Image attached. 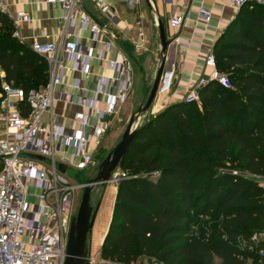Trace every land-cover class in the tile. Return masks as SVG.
Instances as JSON below:
<instances>
[{"label": "trees", "instance_id": "trees-1", "mask_svg": "<svg viewBox=\"0 0 264 264\" xmlns=\"http://www.w3.org/2000/svg\"><path fill=\"white\" fill-rule=\"evenodd\" d=\"M0 12L3 82L26 91L49 82L45 57L14 36ZM217 67L196 101H176L136 130L103 257L122 264H259L264 230V6L249 4L216 42ZM239 171L234 174L233 171Z\"/></svg>", "mask_w": 264, "mask_h": 264}, {"label": "built area", "instance_id": "built-area-1", "mask_svg": "<svg viewBox=\"0 0 264 264\" xmlns=\"http://www.w3.org/2000/svg\"><path fill=\"white\" fill-rule=\"evenodd\" d=\"M93 1L110 20L117 21L106 0ZM142 1L128 0L129 9L137 13ZM215 1L237 9L249 4L264 6V0ZM47 2L61 6L69 27L68 38L64 36L58 42L35 40L31 45L48 62V84L26 91L5 81L0 93V264H65L71 224L76 217L75 191L84 187L70 182L66 171L70 167L84 170L90 165L130 91L131 60L113 42L102 39L104 28L80 6L79 0ZM165 2L171 6L170 26L180 31L185 12L176 0ZM0 12L13 20L14 36L21 40L19 27L33 20L31 14L25 10L13 12L3 0ZM199 14L208 22L212 10L201 8ZM78 23L90 31L91 45L79 42ZM139 37L141 43L134 41L142 46L144 33L140 32ZM108 52L112 53L110 57ZM94 59L106 63L112 74L97 73L92 66ZM205 63L212 70L208 76L199 77L196 90L188 91L189 102L199 101V88L210 81L232 87L228 73L217 67L214 50L205 57ZM68 72L76 75L72 83L67 81ZM91 76L96 78L93 89L83 84V79ZM55 101L76 102L79 109L66 117L56 109ZM125 176L122 173L121 178ZM32 188L38 192L33 194ZM32 196L36 202L29 200ZM254 239L263 243L259 264H264V230ZM89 262L122 264L103 257L101 252L89 253ZM151 262L160 264L155 259Z\"/></svg>", "mask_w": 264, "mask_h": 264}, {"label": "crops", "instance_id": "crops-1", "mask_svg": "<svg viewBox=\"0 0 264 264\" xmlns=\"http://www.w3.org/2000/svg\"><path fill=\"white\" fill-rule=\"evenodd\" d=\"M8 9L16 12L19 10H25L29 12L33 20L29 23H22L20 25L21 40L23 43L31 46L35 40L40 41H60L64 36L68 38L66 32L69 30L67 21L64 17V11L58 3L50 4L47 0H3ZM151 4L146 0H143L138 6V12L131 11L128 7V0H106L110 7V12L117 17V21H112L102 11V9L93 0H79L80 6L87 11L93 19L98 21L101 27L104 28V33L101 36L104 41L113 42L117 48L129 57L130 53L140 52L150 41L153 43H159V51L161 52V42L159 36V24L158 20L161 19L170 41L168 51L163 60H165V71L162 77L161 83L164 81V86L159 87L158 93L153 101L154 111L156 114L162 109L167 107L168 103H174L185 99L186 94L189 90L197 87V81L201 76H208L211 72V68L206 65L205 57L214 50L215 45L219 37L223 34L232 22L237 17L240 9L234 8L231 5L225 3H219L215 0H176L181 9L185 12L186 19L183 23L180 31H176L170 26V11L171 6L165 2V0H150ZM143 2H146L150 13L155 20L156 29L153 27V22L150 24V31L148 34L151 35L149 41L148 35L144 29L139 26L138 13L141 11ZM201 8H207L212 10L211 20L205 22L199 14ZM148 13L145 12L147 17ZM144 16V15H143ZM81 31V37L78 38L82 45H91L90 37L91 33L88 29L82 28L81 24L78 23L76 27V33ZM144 33V43L142 46H137L134 40L141 43L142 39L139 37V33ZM66 34V35H65ZM157 35V39H156ZM153 37V39H152ZM73 38V36H72ZM77 39V37H75ZM178 39V41H176ZM157 40V41H156ZM150 50V48H149ZM156 45L152 49L153 58L150 61V57L145 60L144 66H142V75L145 80V84L148 83L152 77H154V60L156 61ZM111 52L107 53V56H111ZM162 60V62H163ZM160 59L158 60V64ZM161 62V63H162ZM93 69L97 73H103L105 75L112 74L106 63L101 62L97 59L92 61ZM133 70V65H132ZM132 74V71H131ZM153 75V76H152ZM76 75L73 72L67 73V81L72 83ZM130 91L128 94L127 101L124 103L118 117L115 120L114 125L118 123L119 117L122 110L126 108L128 110L131 106L130 96L132 90V77L130 75ZM83 84L90 89L95 88L96 78L89 77L83 79ZM200 89V88H199ZM71 93L77 96V92L74 89L70 90ZM94 94L91 92V96ZM161 98V101L158 100ZM76 100V98H75ZM158 100V103H156ZM77 101V100H76ZM156 103V104H155ZM142 104V102H141ZM140 104V108H141ZM155 104V105H154ZM55 107L64 116H71L75 111L79 109L78 103L67 104L61 101H55ZM130 111V110H129ZM134 110L130 112L134 113ZM151 118L152 115H149ZM147 118V119H149ZM146 119V120H147ZM145 120V121H146ZM2 126L0 125V130ZM107 135V134H106ZM106 137V136H105ZM104 137V138H105ZM109 186V197L111 208L109 215L106 220L102 219L104 215V196L99 201L97 207L99 210L94 225L99 220L103 229L101 231L102 239L99 241V249L96 252H101L102 243L104 237L108 231L111 223L113 207L116 199L117 184L107 183ZM96 207V208H97ZM95 208V209H96ZM76 214V213H75ZM77 216V215H76ZM89 251V253H96Z\"/></svg>", "mask_w": 264, "mask_h": 264}, {"label": "rangeland", "instance_id": "rangeland-1", "mask_svg": "<svg viewBox=\"0 0 264 264\" xmlns=\"http://www.w3.org/2000/svg\"><path fill=\"white\" fill-rule=\"evenodd\" d=\"M141 11L140 13H138V19H139V26L140 28L144 29V31L146 32V34L148 35V39L150 41L151 39V35L148 34L150 29L146 28L150 27V24L153 22V27L154 29H156L155 26V20L152 16V14L149 12L150 9L147 5L146 2H143L142 6H141ZM145 12H147L148 16H145ZM144 15V16H143ZM153 39V37H152ZM156 39H157V35H156ZM157 41V40H156ZM156 45L157 47V52H156V61L154 60L152 63H154V77H152V79H150L148 81V83L145 84V80L144 77L142 75V66H144L145 64V60H147L149 57L150 61L152 60L151 58H153V54H152V49L154 48V46ZM161 47V46H160ZM150 48V50H149ZM159 49V43L158 41L153 43V40L150 41V44L147 45L144 49H142V51L140 52H135V53H130V60L132 62L133 65V70H132V90H131V96H130V103L131 106L128 110H126V108H124L122 110V113L119 117V121H117L118 123L115 125H113V127L108 131L106 137L102 140V144L99 148V150L96 152V154L93 157L92 162L90 163V165L84 169V170H78L75 168H68V170L66 171V176L68 177V180L70 182L73 183H82V182H87V181H91L97 178V176L100 173V166L102 164V162L106 159V157L114 150V148L116 147V145H118L120 143V141L122 140V137L129 125V123L131 122V120L133 119V127L134 128H138L142 123H144V121L149 118L150 114L152 116L156 115V110L154 111L153 106H151L147 111L142 112L141 115H138L139 110H140V104L141 107L145 106L149 94L151 92V89L153 87L158 69L161 66V62L163 60V55L162 53H160ZM160 59V62L158 64V60ZM148 61V60H147ZM153 76V75H152ZM164 86V81L161 83V87ZM192 89H197V87H194ZM191 89V90H192ZM189 96V94H186L185 99L187 101V97ZM158 100L161 101V98H158ZM158 100L156 103H158ZM155 103V104H156ZM197 107L200 106V102L196 101L195 102ZM154 104V105H155ZM168 105H170L168 103ZM167 105V106H168ZM134 113L130 112L131 110H134ZM130 110V111H129ZM123 170L120 169V167H118L114 174L115 177L119 178L121 180V176H122ZM118 181H112V184H117L119 185ZM260 183H263V180H259ZM31 192L33 194H36L38 191L37 190H33V188L31 189ZM85 192V188H79L78 190L75 191V196H74V211L76 213V215H78L81 203H82V199H83V195ZM104 196V204H103V209H104V215L103 218L104 220H106V218L109 215V211L111 208V204H110V197H109V186L108 184H96L93 186L92 191H91V205L93 206V208L95 209L99 203V201L103 198ZM30 201H35L36 202V198L35 197H30L29 198ZM103 227L102 225L98 222L96 223V225L93 226V229L89 232L88 234V239H87V249L89 251L92 252H96L100 245H99V241L102 239L101 237V231H102ZM135 264H152L151 260L148 258H139Z\"/></svg>", "mask_w": 264, "mask_h": 264}, {"label": "water", "instance_id": "water-1", "mask_svg": "<svg viewBox=\"0 0 264 264\" xmlns=\"http://www.w3.org/2000/svg\"><path fill=\"white\" fill-rule=\"evenodd\" d=\"M151 4L150 0H146ZM159 24V36L161 42V52L165 56L170 41L166 33L165 26L161 19L158 20ZM165 60L161 63L158 69L153 87L149 94L148 100L145 106L141 107L138 115L142 112L147 111L153 104L155 97L158 93L162 77L165 71ZM137 127H133V119L129 123L122 140L114 150L106 157L100 166V173L96 179L82 182L85 192L83 195L82 203L78 212V215L73 219L71 229L69 233L68 245H67V256L65 264H90L89 262V250L87 249V239L89 232L93 229L99 206L94 209L91 205V191L96 184H107L112 181H119L120 179L115 177L114 172L121 164L124 159L132 141L136 134ZM105 238V237H104ZM104 241V240H103Z\"/></svg>", "mask_w": 264, "mask_h": 264}]
</instances>
